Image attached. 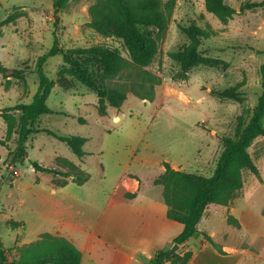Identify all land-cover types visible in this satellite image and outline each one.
I'll return each mask as SVG.
<instances>
[{
	"label": "rangeland",
	"instance_id": "1",
	"mask_svg": "<svg viewBox=\"0 0 264 264\" xmlns=\"http://www.w3.org/2000/svg\"><path fill=\"white\" fill-rule=\"evenodd\" d=\"M53 1L0 0V66L20 71L19 77H5L0 72V141L5 136L1 112L31 102L38 85L36 62L52 47L54 37L58 46L65 50L105 45L116 48L128 58L121 40L103 37L89 26V7L94 0H68L56 10ZM224 2L233 8V13L222 22L206 12L203 0H175L167 28L157 41L156 54L146 66L161 77L152 101L141 100L129 92L120 107L107 106L105 115H99L97 97L92 91L67 73L70 86L64 87L58 80L59 70L65 68L62 56L57 54L45 60L44 73L53 82L46 99L51 115L39 116L33 122L35 132L27 137V156L22 164L5 161L8 151L16 146L17 135L0 144V241L4 251L25 247L41 237L27 240L20 227L11 230L6 223L20 221L13 216V211L18 210L17 217L22 214L17 205L15 185L10 187V181L17 178L19 172L22 182L29 181L32 177L30 161L38 156L37 159L41 157L47 164L49 157L52 160L51 152L67 148L64 143L55 141L47 130L75 136L90 133L95 139L98 134L94 129L104 120V132L99 133L104 139L103 158L114 159L136 146V156H147L149 160L141 168L144 181L158 174V161H166L173 168L186 172L212 174L223 147L222 138L234 135L242 111L246 110L243 117L247 119L257 102L261 92L260 68L264 61V0ZM190 23L211 30L208 38L199 41L198 51L227 62L226 68L198 65L186 73V78L177 77L180 68L171 54L189 43L180 27ZM237 84H242L239 88L241 101L220 99L211 93ZM11 113L16 118L20 115L19 111ZM67 114L70 117L64 116ZM262 124L264 126V115ZM38 145H43L39 146L40 151ZM248 153L257 174L243 172L242 187L227 206L243 207L244 196L251 193L253 203L250 207L264 217V138H257ZM63 160L58 155L51 168L72 173L76 180L86 174L79 166L70 167ZM59 176L55 175L56 180L64 182ZM260 261L258 257L253 258L254 264Z\"/></svg>",
	"mask_w": 264,
	"mask_h": 264
},
{
	"label": "trees",
	"instance_id": "2",
	"mask_svg": "<svg viewBox=\"0 0 264 264\" xmlns=\"http://www.w3.org/2000/svg\"><path fill=\"white\" fill-rule=\"evenodd\" d=\"M68 0H54L55 10ZM175 0H94L89 7V26L103 37H114L122 41L127 57L122 56L116 48L105 45H94L82 48L62 49L54 37L52 47L36 62L35 73L38 85L30 103H20L1 112L5 124V136L0 141L4 144L12 135H17L14 150L8 151L6 162L22 164L27 156V137L35 132L33 122L41 115L50 114L46 99L53 87L43 70L45 60L57 54L62 56L65 68L58 72V80L64 87L71 85L65 73L75 81L92 91L97 97V113L105 115L107 106L120 107L130 92L144 101H152L154 91L161 82L160 75L146 69L157 51V41L165 32ZM206 12L213 14L225 22L231 17L233 8L224 0H203ZM1 26V25H0ZM189 43L183 44L171 54L179 65L178 78H186V73L195 66L226 68L227 62L202 55L198 51L199 41L208 38L212 32L195 23L180 27ZM5 77H19L20 71L2 68ZM261 92L257 102L250 110L247 119L240 114L234 135L222 138V150L216 160L210 176L196 172H186L173 168L162 161L164 168L153 184L162 187V198L166 205L168 219L183 225L181 233L174 243L181 244L197 232V225L208 205L227 206L236 192L242 187V174L248 171L257 174V168L248 153L249 147L259 137L264 138V61L260 68ZM242 84L224 90H213L212 95L220 99L241 101L239 88ZM11 111H19L16 118ZM49 134L63 142L75 155L84 154L82 146L85 138L81 136H62L47 130ZM63 162H67L63 160ZM68 163V162H67ZM70 167L74 165L68 163ZM35 171L67 176L69 173L59 172L54 168L44 167L32 162ZM65 173V174H64ZM74 181L81 183L87 178ZM55 183H60L54 180ZM230 224L238 226L232 217L227 218ZM7 226L11 230L21 227V221L10 220ZM204 238L216 246L210 237ZM169 255V250H159L148 264H161L171 259L173 264H186L190 254L182 257ZM80 253L65 238L43 234L29 245L11 251H4L0 241V264H79Z\"/></svg>",
	"mask_w": 264,
	"mask_h": 264
},
{
	"label": "crops",
	"instance_id": "3",
	"mask_svg": "<svg viewBox=\"0 0 264 264\" xmlns=\"http://www.w3.org/2000/svg\"><path fill=\"white\" fill-rule=\"evenodd\" d=\"M104 122L101 120V125L94 129L98 134L95 139L90 133L81 136L85 138L81 157L67 146L51 152L52 160L49 157L47 164L36 156L30 161L29 181L22 182L20 172L10 181V187L15 185L17 205L22 209L20 217H17L18 210L13 211V216L22 222L20 229L27 240L43 234L68 240L80 253L79 264H148L157 251L170 250L176 244L174 239L183 225L167 218L162 187L153 184L164 171L162 161L157 162L158 174L144 181L141 168L149 160L147 156H136V146L114 159L103 158L104 139L99 133L104 132ZM39 146L43 145H38V151ZM58 155L79 166L87 178L78 183L69 173L60 175L65 181L58 184L52 174L35 171L31 165L35 161L51 168ZM244 198L243 207L209 205L197 225V232L177 244V250L169 255L175 253L174 257H182L189 253L186 264H254V257L260 258L263 264L264 217L250 207L251 193ZM228 216L238 226L228 223ZM202 234L210 237L216 246ZM161 264L173 262L166 259Z\"/></svg>",
	"mask_w": 264,
	"mask_h": 264
},
{
	"label": "water",
	"instance_id": "4",
	"mask_svg": "<svg viewBox=\"0 0 264 264\" xmlns=\"http://www.w3.org/2000/svg\"><path fill=\"white\" fill-rule=\"evenodd\" d=\"M177 248H178V245H177V244H174V245L170 248L169 253H172V252L176 251Z\"/></svg>",
	"mask_w": 264,
	"mask_h": 264
}]
</instances>
